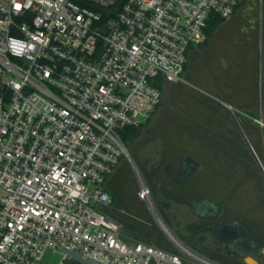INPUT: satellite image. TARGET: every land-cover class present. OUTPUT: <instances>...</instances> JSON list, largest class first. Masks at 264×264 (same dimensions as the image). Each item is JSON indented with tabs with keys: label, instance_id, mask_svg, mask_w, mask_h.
I'll list each match as a JSON object with an SVG mask.
<instances>
[{
	"label": "built area",
	"instance_id": "built-area-1",
	"mask_svg": "<svg viewBox=\"0 0 264 264\" xmlns=\"http://www.w3.org/2000/svg\"><path fill=\"white\" fill-rule=\"evenodd\" d=\"M240 0H0V264H220L153 217L168 249L126 241L98 208L127 157L126 128L161 104L158 80L183 81L212 18ZM264 127L261 121H257ZM138 201L152 211L140 177Z\"/></svg>",
	"mask_w": 264,
	"mask_h": 264
},
{
	"label": "flooded vegetation",
	"instance_id": "flooded-vegetation-1",
	"mask_svg": "<svg viewBox=\"0 0 264 264\" xmlns=\"http://www.w3.org/2000/svg\"><path fill=\"white\" fill-rule=\"evenodd\" d=\"M250 47L243 64L236 55L231 62L223 60L222 66L232 72L233 79L242 78L241 85L254 88L259 56L255 41ZM211 82L213 88L204 89L210 91V99L195 97L198 110L180 118L168 117L146 135L142 176L150 191L149 213L195 217L194 223L186 225L184 243L217 250L223 260L220 264H247L248 260L264 264V144L259 145L256 135L264 136V127L257 123L264 124V101L261 110L238 111L242 115L238 118L221 106V98L233 97L225 89L236 91L235 85L227 80L220 84L215 77Z\"/></svg>",
	"mask_w": 264,
	"mask_h": 264
},
{
	"label": "rangeland",
	"instance_id": "rangeland-1",
	"mask_svg": "<svg viewBox=\"0 0 264 264\" xmlns=\"http://www.w3.org/2000/svg\"><path fill=\"white\" fill-rule=\"evenodd\" d=\"M261 4L264 7V0H248L247 6L251 7L253 10H251L249 17L247 18V23H255L257 17L256 11ZM238 12H240V10ZM234 19L235 16L225 21L224 25L215 32L214 38L208 41L204 46L194 47L193 50L189 52L188 66L183 76V81L179 84L168 85L165 87L161 106L150 122L140 128V133L133 142L129 144L123 143L127 153L137 165L142 179V175L144 174L142 160L145 152V149L142 148V146L146 139V135L155 128H160L158 126L163 125L168 117L176 116L180 118L181 116L190 115L194 110H198L200 107L195 100V97L196 95L208 96L204 89L213 88V83L211 81L214 77L219 80L220 84L227 80L230 83H233L236 89H239L240 87L243 90L244 85H241L242 78L238 82L237 79L232 78V72L225 71L222 66L223 60L231 62L236 55H239L241 64H243V58L251 52L250 48L252 47H250V44L252 42H246L243 38V31L235 29V23L238 22V20ZM246 26L250 29L249 24H246L245 27ZM248 29H246V31H249ZM236 81L240 85L235 84ZM242 90L241 92L239 90V93H236L234 88L230 90L226 88L225 92L232 94L234 98H231V102L239 105L242 102L238 103V101L241 100L243 95H247V93L242 94ZM211 95L212 97H215L214 94ZM262 97L264 98V90ZM208 98L210 99L211 97L208 96ZM232 113L238 118L242 117L238 111H233ZM260 131H263L261 127ZM256 135L259 145L262 146L264 144V136L261 133H257ZM105 188L106 190H110L114 197L113 205L108 208L96 207L99 212L106 213L112 217H117L119 218L118 220L121 221L122 219L127 223H131L137 219L138 221L152 227L154 232H152L153 235L156 233L160 236L161 234L163 235L159 227L155 224L154 218L150 215L147 207L138 202L137 194L140 189L139 178L128 157L124 156L120 159V163L114 174L108 178ZM160 218L171 233L183 242H186L188 236L186 225L191 222L194 223L196 220L195 217ZM123 237L126 241H135L136 238L133 230L128 227L123 229ZM188 246L208 258L223 262L221 254L215 249L210 248L208 251V249H197L193 245L188 244ZM60 262L61 257L59 254H53L51 251L46 253L45 264H60Z\"/></svg>",
	"mask_w": 264,
	"mask_h": 264
},
{
	"label": "trees",
	"instance_id": "trees-1",
	"mask_svg": "<svg viewBox=\"0 0 264 264\" xmlns=\"http://www.w3.org/2000/svg\"><path fill=\"white\" fill-rule=\"evenodd\" d=\"M247 4H248V0H240L239 6L237 7V9L235 11L234 16L237 14V12L240 9H242L244 7H247ZM225 21H227V20L222 19L220 17H214V18L211 19V21L209 23L208 30H207L208 41H210L212 38H214L215 32L218 31V29L222 25H224ZM250 42H251V40H250ZM255 46L257 47V41L255 42ZM191 50H193V48H191L190 51ZM188 57H189V54H188ZM187 66H188V62L186 64V66H185V72H186ZM258 67H259V69H258L259 73H258V76H257V83H256L255 87L254 88H251V87L248 88V86H246V85L243 86L244 87V91L242 90V93L243 92L247 93V95L245 97V98H247V101H244L243 104L240 103V101H238V103H240L239 105L238 104H234V103L231 102V98H232L231 96L225 97V98H221L222 101L224 103L232 106L233 108H235L236 111H243V112L246 111L247 112V109H249L250 107H254L257 110H261V105H262V101H264L263 100L264 98H262L261 91H260V80H261L260 77L261 76H260V63L259 62H258ZM168 85H174V84H167V83L163 82L162 80H158L157 87L161 91L162 99H163L164 89ZM236 93H237V89H236ZM228 95H231V94L229 93ZM161 103H162V101H161ZM160 106H161V104L159 105V107ZM159 107L157 108V110L159 109ZM250 113L251 112H247V114H250ZM252 115L254 116L253 118L260 119L259 115H256V114H252ZM148 122H150V121H148ZM142 127H140V128H142ZM140 128H126L124 131H122L121 132V140H122V142L126 143V144H129V143L133 142L138 137V135L140 133ZM107 191L111 194L110 190L107 189ZM111 196H112V198H114L112 194H111ZM106 215H108V214H106ZM109 217H111L112 219L117 221L124 228H126V227L131 228V230H133V232L135 233V237H136L135 241L144 242V243L156 246L158 248L166 249V250L168 249L165 237L162 234L160 236L157 233L153 235L152 234V232H153L152 227L148 226L147 224L142 223L141 221H138L137 219H136V221H133L131 223L130 222L127 223V222H125L122 219H121V221L118 220L119 218H117V217H112V216H109ZM149 230H150L151 234H150ZM181 242L185 246H187L188 248L192 249L187 244H185L183 241H181ZM192 250L197 252V253H199L198 251H196L194 249H192ZM199 254L202 255L201 253H199ZM202 256H204V255H202ZM211 260H213V259H211ZM213 261H216V260H213ZM216 262H218V261H216ZM218 263H220V262H218Z\"/></svg>",
	"mask_w": 264,
	"mask_h": 264
},
{
	"label": "crops",
	"instance_id": "crops-1",
	"mask_svg": "<svg viewBox=\"0 0 264 264\" xmlns=\"http://www.w3.org/2000/svg\"><path fill=\"white\" fill-rule=\"evenodd\" d=\"M251 10H253V9L251 7H248V6L240 9V12H238L235 15V19L238 20V22L235 23V25H236L235 29L239 30V31L240 30L243 31L242 32L243 38L245 39L246 42H248L250 40L252 42L257 41V49H258V56H259L258 59H259V63H260V76H261L260 91H261V95L263 96V90H264V7L261 4L259 6L258 10L256 11L257 17L255 19V23H253V22L247 23V21H248L247 18L249 17ZM246 24L250 25V29H248L247 26L245 27ZM245 28L248 29L249 31H246ZM242 94H245V93L243 92ZM245 97H246V95L245 96L243 95L241 100H239L240 102H242V104L244 103V101H247V98H245ZM221 103H224V102L222 101ZM224 104L227 105L228 107H230L229 112L232 113L233 111H236L235 108H233L232 106H230L226 103H224Z\"/></svg>",
	"mask_w": 264,
	"mask_h": 264
},
{
	"label": "water",
	"instance_id": "water-1",
	"mask_svg": "<svg viewBox=\"0 0 264 264\" xmlns=\"http://www.w3.org/2000/svg\"><path fill=\"white\" fill-rule=\"evenodd\" d=\"M206 93L209 94L210 91H209V90H206ZM221 106H222L223 108H225L226 110H228V111L230 110V107H228V106L225 105L224 103H221ZM126 154H127V157L129 158V160L131 161V163H132V165H133V167H134V170H135L137 176L140 177L141 180L143 181V179H142V177H141V175H140V172H139V169H138L137 165H136L135 162L131 159V157L129 156V154L127 153V151H126ZM194 169H195V168H192V169H189L188 171H186V172L184 173V175H183V179L186 180V179L191 175V173L194 171ZM163 225H164V224H163ZM164 227H165V230H166V232H167L168 234L172 235L173 237H175V238L177 239V237H176L173 233H171V231H170L165 225H164ZM213 234H214V236H215L216 238L218 237V233L213 232ZM184 246H185V245H184ZM60 252H62L63 254H66L68 257H70V258L72 259V261H73L74 263H76V264H100V263H98V262H94L93 260H91V259H89V258H84V257H82V256H80V255H77V254H75V253H73V252H70L69 250H66V249H64V248H60ZM247 264H252V263L249 262V260H248V261H247Z\"/></svg>",
	"mask_w": 264,
	"mask_h": 264
}]
</instances>
